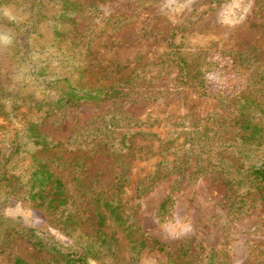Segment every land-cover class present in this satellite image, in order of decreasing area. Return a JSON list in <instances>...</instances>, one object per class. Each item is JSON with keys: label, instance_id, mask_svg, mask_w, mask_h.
<instances>
[{"label": "trees", "instance_id": "16d2710c", "mask_svg": "<svg viewBox=\"0 0 264 264\" xmlns=\"http://www.w3.org/2000/svg\"><path fill=\"white\" fill-rule=\"evenodd\" d=\"M10 6H28V17L7 21ZM83 11L74 0H0V27L10 29L7 45L0 47V255L16 245L11 264H121L118 233L127 235L136 256L146 245L139 239L134 208H127L123 196L134 161L150 153L146 146L138 148L136 138L153 133L139 127L122 105L87 122L66 142L42 130L48 119L62 118L72 107L119 104L133 95L140 79L136 69L123 74L127 64L104 65L94 37L79 30L76 17ZM113 17L120 27L114 14L107 20ZM193 57L183 54L176 62L180 78L202 74ZM262 65L255 68L256 83L246 94L214 112L206 125L197 121L198 128L186 132L203 141L186 140L190 146L183 145L173 163L171 142H162L159 169L137 187V199L173 174L171 164L180 177L176 187L191 169L193 178L223 183L242 198L264 190ZM99 156L111 158L116 168L111 187L101 186L98 176L88 178L90 163ZM22 205L45 213L48 222L27 227L7 216ZM172 206L168 195L158 216H166ZM23 244L31 250L26 256L18 252Z\"/></svg>", "mask_w": 264, "mask_h": 264}, {"label": "rangeland", "instance_id": "374dc122", "mask_svg": "<svg viewBox=\"0 0 264 264\" xmlns=\"http://www.w3.org/2000/svg\"><path fill=\"white\" fill-rule=\"evenodd\" d=\"M74 1L84 7L76 17L81 35L94 37L104 65L127 64L123 74L136 69L142 77L133 95L119 104L72 107L62 118L48 119L42 130L66 142L87 122L122 105L140 121L139 127L153 133L136 138L138 148L146 146L150 153L146 160L134 161L123 196L127 208H134L139 239L146 245L136 256L127 235L118 233L121 264H264V190L242 198L223 183L193 178L191 169L176 187L180 177L171 164L172 175L144 197L137 199L136 194L137 187L158 171L160 152L166 148H161L162 142H171L168 159L173 163L186 140H204L186 133L198 128L197 121L206 125L214 112L228 109L255 85L254 70L264 63V0ZM28 8L10 6L5 17L26 18ZM112 14L121 20L120 27L116 17L107 20ZM9 32L0 27V47L7 45ZM183 54L194 55L202 67L200 76L180 78L176 62ZM90 164L88 178L98 176L101 186L111 187L116 174L112 159L99 156ZM168 195L173 206L162 218L158 208ZM7 216L27 227L48 222L45 213L28 205L8 210ZM58 236L68 241L62 232ZM18 252L26 256L31 250L23 244ZM16 254L14 245L0 255V264H11ZM133 256L136 261L131 263Z\"/></svg>", "mask_w": 264, "mask_h": 264}]
</instances>
